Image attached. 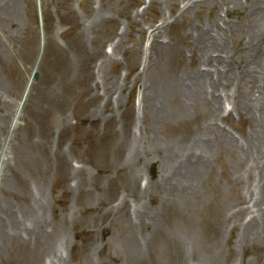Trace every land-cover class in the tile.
I'll use <instances>...</instances> for the list:
<instances>
[{
  "label": "rangeland",
  "instance_id": "1",
  "mask_svg": "<svg viewBox=\"0 0 264 264\" xmlns=\"http://www.w3.org/2000/svg\"><path fill=\"white\" fill-rule=\"evenodd\" d=\"M147 1L0 0V264H264V0Z\"/></svg>",
  "mask_w": 264,
  "mask_h": 264
},
{
  "label": "bare ground",
  "instance_id": "2",
  "mask_svg": "<svg viewBox=\"0 0 264 264\" xmlns=\"http://www.w3.org/2000/svg\"><path fill=\"white\" fill-rule=\"evenodd\" d=\"M9 18V17H8ZM8 18H6L5 20H7ZM253 32H255V37H256V35H264V31H262V30H258V32H257V29L256 30H254ZM255 37H253V39H256ZM258 37V36H257ZM256 53H257V55H264V43H263V41L261 42V43H259V42H257V46H256ZM211 54H209V56H210ZM257 61H259L258 59H256ZM263 70H264V68H263ZM208 75V76H207ZM189 76L190 75H188L187 77L186 76H181V82L180 83H182L181 84V86H182V90L184 91V92H187V91H192L194 94H202V95H204V93H206V92H204L203 91V79H204V77H205V80L206 81H208V83L210 84V86L211 85H213V83H212V80H210V78H211V74L210 73H208V74H200V75H198L197 74V76H195V78H189ZM192 76H194V75H191L190 77H192ZM203 78V79H202ZM260 83L261 84H257V76L254 78L255 79V86L257 87V85H259L260 86V88H262V89H259L258 90V94L260 95H258L260 98L261 97H263L264 98V94H263V86H264V74H262L261 73V75H260ZM183 80V81H182ZM30 82H31V80H30ZM29 82V83H30ZM206 90V89H205ZM237 92L239 93V89L237 90ZM262 92V94H260ZM251 93V95L250 96H248V97H243L242 98V100L244 101V100H248V99H250L249 100V103H251V104H253L252 106H249V104H248V101H244V102H246V109L245 110H247V111H243L242 109H240L241 108V105L240 106H235V99H234V96H235V94L232 96V99L234 100V113H237V115H241V114H246V113H248V111H251V113H253L255 116H256V114H257V102H258V96H257V98H256V96L254 95V93H252V92H250ZM205 96V95H204ZM227 96L229 97V94H227ZM145 101V100H144ZM144 101H143V103H144ZM250 101H252V102H250ZM19 106H20V104H18V108L16 109V112H15V115H14V121H13V126L15 125V124H17V122H18V117L20 116V108H19ZM226 108V110H229L228 109V107H225ZM232 108V107H231ZM230 108V109H231ZM254 108V109H253ZM261 108H262V110H264V108L261 106ZM260 110V109H259ZM11 112H9V114H10ZM262 116H264V112H263V114H262ZM12 126V127H13ZM214 130V128H212V131ZM207 132H210V129H208V131ZM219 134H224L223 133V131H220L219 130ZM206 135V132H202V134L200 135V136H205ZM215 135V134H214ZM251 137H250V144L251 145H253V146H257V142H260V148L261 147H263L262 149H261V152H259V155H260V153H261V156L259 157L260 158V161L261 162H259V164L257 165V169H259V175H261V174H264V133H263V131H260L259 129L256 131V130H253L252 129V133H251V135H250ZM204 139V140H203ZM203 139H200L199 141H197L196 143H195V145L197 146V148H199V149H201L200 148V146H201V144L203 143V142H205V140H207L208 139V137H207V135L205 136V137H203ZM232 140V139H231ZM233 141V140H232ZM236 143H237V141H236ZM255 150H256V155H257V148L255 147ZM199 153H201V152H199ZM206 153V152H205ZM145 154H147V152H144V155ZM201 157H204V155H200ZM185 161H187L186 159H185ZM161 168H164V163H162V166L161 167H159V170L161 169ZM175 169H177V168H175ZM1 178H4V176H1ZM187 183V182H186ZM194 190L195 189H192V190H190L189 191V188L187 187V185L186 184H184L183 185V187H182V189L180 190L184 195H189L190 193H193L194 192ZM2 213V210L0 209V214ZM12 219V222H11V226L12 227H19V222L16 220V219H13V218H11ZM130 228H131V226H130ZM129 239H130V243L132 244L131 245V247H130V252L131 253H138V252H140L141 250L139 249V246L135 243V241L132 239V238H130L129 237ZM1 244H4V238H3V236H0V245ZM128 246H130V245H128ZM58 264H62V261L59 259L58 260Z\"/></svg>",
  "mask_w": 264,
  "mask_h": 264
}]
</instances>
